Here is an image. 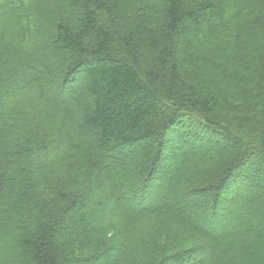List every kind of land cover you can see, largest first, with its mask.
Masks as SVG:
<instances>
[{"label": "trees", "instance_id": "16d2710c", "mask_svg": "<svg viewBox=\"0 0 264 264\" xmlns=\"http://www.w3.org/2000/svg\"><path fill=\"white\" fill-rule=\"evenodd\" d=\"M263 180L264 0H0V264L252 263Z\"/></svg>", "mask_w": 264, "mask_h": 264}, {"label": "rangeland", "instance_id": "374dc122", "mask_svg": "<svg viewBox=\"0 0 264 264\" xmlns=\"http://www.w3.org/2000/svg\"><path fill=\"white\" fill-rule=\"evenodd\" d=\"M14 7H15V4H14ZM32 95L33 94H30V93H24V96L23 97H26V99L31 100ZM4 125L8 129V131L12 135H14V137H19V136L22 135V125H21V123L16 122L14 119H12V118L6 119L4 121ZM190 143H194V144L197 143L198 144L199 142L196 141V140H194V139H192L190 141ZM51 174H52V172L51 173H45L46 176H49ZM261 183H262L261 184L262 185L261 188H262V190H264V180ZM157 191H158V193L156 192L157 194L156 193H153V192H152V194H150L151 195V197H150L151 199L150 200L154 201V203H156V204L159 203V202H162V200H163V196H162L163 188H161V189H159ZM100 197H103V193H101V192L97 193L96 192V194H95V200H98ZM241 198L242 199H245L246 198V194L241 193ZM123 199H124L125 203L128 205L129 204L128 203L129 196H128L127 193H125L123 195ZM147 199H149V198H142V201H147ZM175 200L177 201V203L179 204L180 207H182L183 209H185L183 207L185 205L180 202L181 201V196H180L179 193H177V196L175 197ZM165 202L168 205L171 204L170 203L171 201H169V200L168 201H165ZM260 203H261V201L258 200V198L255 199L254 204L256 206H259ZM189 216L191 217V219L194 220V217H193V215L191 213H189ZM249 220H250L249 218L247 220H245L244 213H243V211L239 207L238 208H235V209L234 208L233 209L230 208V211L228 213V217H227L226 222H225V224H226L225 225V230H232V229H234L238 225H240L241 229L243 228V230H245L247 228L246 221H249ZM225 230H220L219 233L222 234ZM157 244H160V243L157 242ZM157 244H155V246L157 248H159V249L162 250V247L160 245H157ZM152 253L153 252H151L149 250V252L146 254L147 258H150V256L152 255ZM156 255H157V253H156ZM201 260L204 261V258L203 259L201 258ZM129 261H130V259L129 258L128 259L126 258V259H124V261L122 262V264H129L128 263ZM240 264H244V263H240ZM248 264H264V251L263 252L260 251V254L254 259V261H252V263L249 262Z\"/></svg>", "mask_w": 264, "mask_h": 264}]
</instances>
